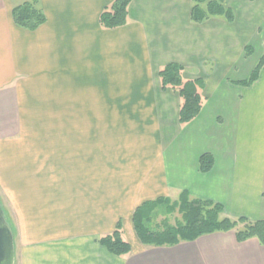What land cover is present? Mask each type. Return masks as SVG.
<instances>
[{
    "label": "crops",
    "instance_id": "1",
    "mask_svg": "<svg viewBox=\"0 0 264 264\" xmlns=\"http://www.w3.org/2000/svg\"><path fill=\"white\" fill-rule=\"evenodd\" d=\"M114 1L41 0L32 31L14 21L21 3L0 0V201L15 264H264V245L235 230L145 246L133 224L143 203L183 191L264 218V66L239 83L264 54V0H223L235 19L202 23L192 0H133L126 25L104 28ZM169 63L204 80L184 125L179 93L162 89ZM118 224L124 256L100 243Z\"/></svg>",
    "mask_w": 264,
    "mask_h": 264
},
{
    "label": "trees",
    "instance_id": "2",
    "mask_svg": "<svg viewBox=\"0 0 264 264\" xmlns=\"http://www.w3.org/2000/svg\"><path fill=\"white\" fill-rule=\"evenodd\" d=\"M41 0H25L13 8L15 23L28 30H36L46 22V15L40 6ZM133 0H115L107 6L100 16L104 28L123 27L128 22L129 6ZM192 20L202 23L211 17L222 16L228 21L235 18L234 11L224 5L223 0H192ZM264 66V54L247 79L240 81L242 86H252L260 76ZM185 68L179 63H169L160 70L162 89L169 88L178 92L181 98L179 121L182 125L191 122L202 110L204 104V80L202 78L187 79ZM214 165V158L204 154L200 158V169L208 172ZM178 211L180 221L171 225L165 220L160 225L153 224L158 214L170 215ZM135 231L145 246H172L183 241H194L201 236L216 232L236 231L239 242L250 238H258L264 245V218L249 220L245 217L231 218L225 215L224 206L208 199L192 198L187 191L180 194L178 200L160 197L140 205L133 217ZM100 243L116 256H124L132 251L126 240L121 224L100 239Z\"/></svg>",
    "mask_w": 264,
    "mask_h": 264
},
{
    "label": "water",
    "instance_id": "3",
    "mask_svg": "<svg viewBox=\"0 0 264 264\" xmlns=\"http://www.w3.org/2000/svg\"><path fill=\"white\" fill-rule=\"evenodd\" d=\"M15 258L14 232L0 201V264H15Z\"/></svg>",
    "mask_w": 264,
    "mask_h": 264
},
{
    "label": "rangeland",
    "instance_id": "4",
    "mask_svg": "<svg viewBox=\"0 0 264 264\" xmlns=\"http://www.w3.org/2000/svg\"><path fill=\"white\" fill-rule=\"evenodd\" d=\"M24 1L25 0H13L14 3H23ZM257 90H259V89H257ZM51 91H54V95L53 96L56 97L57 94H58L57 91H62V90L59 88L58 90L54 89V90H51ZM49 105L56 108V101H54V105H51V104H49ZM41 119L44 120V118H41ZM68 119H70V118H66V120H68ZM49 120H50L51 123H56V117H50ZM178 199H176V200H178ZM5 209L7 210V207H5ZM6 216L7 217L9 216V214L7 212H6ZM181 218H182L181 214L178 211H176L175 213L170 214V215H166L165 213L158 214L152 220H153V224H155L157 226L162 224L165 220H167L169 224L175 225L177 223V221L182 220Z\"/></svg>",
    "mask_w": 264,
    "mask_h": 264
}]
</instances>
